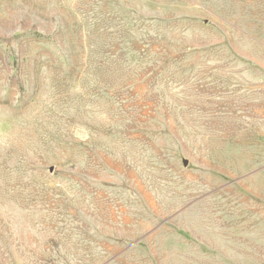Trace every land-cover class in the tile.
<instances>
[{
	"label": "rangeland",
	"instance_id": "374dc122",
	"mask_svg": "<svg viewBox=\"0 0 264 264\" xmlns=\"http://www.w3.org/2000/svg\"><path fill=\"white\" fill-rule=\"evenodd\" d=\"M0 264H264V0H0Z\"/></svg>",
	"mask_w": 264,
	"mask_h": 264
}]
</instances>
